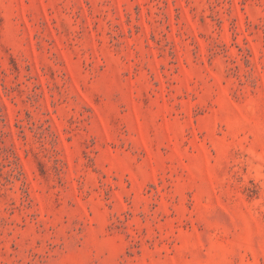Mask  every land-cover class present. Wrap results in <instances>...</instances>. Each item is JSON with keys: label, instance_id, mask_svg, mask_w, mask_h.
<instances>
[{"label": "rangeland", "instance_id": "rangeland-1", "mask_svg": "<svg viewBox=\"0 0 264 264\" xmlns=\"http://www.w3.org/2000/svg\"><path fill=\"white\" fill-rule=\"evenodd\" d=\"M0 264H264V0H0Z\"/></svg>", "mask_w": 264, "mask_h": 264}]
</instances>
